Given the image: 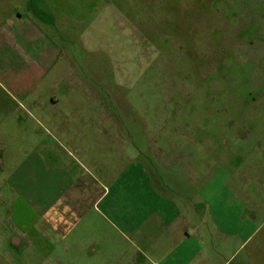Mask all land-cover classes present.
Returning <instances> with one entry per match:
<instances>
[{"label":"rangeland","instance_id":"rangeland-1","mask_svg":"<svg viewBox=\"0 0 264 264\" xmlns=\"http://www.w3.org/2000/svg\"><path fill=\"white\" fill-rule=\"evenodd\" d=\"M34 2L0 23V264H162L136 200L264 175V0Z\"/></svg>","mask_w":264,"mask_h":264},{"label":"crops","instance_id":"crops-1","mask_svg":"<svg viewBox=\"0 0 264 264\" xmlns=\"http://www.w3.org/2000/svg\"><path fill=\"white\" fill-rule=\"evenodd\" d=\"M34 5V0H0V23L37 22ZM234 168L230 161H213L204 174L197 169L181 177L187 190L172 198L136 200L135 206L148 200L144 223L167 225L171 249L162 252V238L155 249L162 264H264V175L260 169L248 176L233 173Z\"/></svg>","mask_w":264,"mask_h":264}]
</instances>
